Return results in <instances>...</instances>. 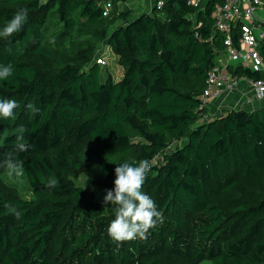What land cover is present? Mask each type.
I'll list each match as a JSON object with an SVG mask.
<instances>
[{"label":"trees","instance_id":"16d2710c","mask_svg":"<svg viewBox=\"0 0 264 264\" xmlns=\"http://www.w3.org/2000/svg\"><path fill=\"white\" fill-rule=\"evenodd\" d=\"M122 1L0 0V30L18 10L29 14L21 31L0 37V65L14 70L0 80V98L19 105L0 117V264H264V106L214 118L199 108L224 50L215 0H156L135 18ZM52 19L63 26L57 45L46 31ZM101 44L123 67L120 79L97 61ZM21 127L25 152L15 148ZM8 153L22 162L31 198L6 181ZM144 159L142 191L163 223L116 242L108 233L116 206L103 203L104 190L114 188L116 166ZM82 170L88 185L78 182Z\"/></svg>","mask_w":264,"mask_h":264},{"label":"clouds","instance_id":"9594fccd","mask_svg":"<svg viewBox=\"0 0 264 264\" xmlns=\"http://www.w3.org/2000/svg\"><path fill=\"white\" fill-rule=\"evenodd\" d=\"M26 8L18 10L0 30V37L8 38L22 30L28 19ZM12 65H0V80H6L13 74ZM19 107L14 99L0 98V117L11 118L14 110ZM29 109H34L28 104ZM27 129L21 127L16 135L15 148L18 152L28 151L30 145L24 142V133ZM2 161L11 172L22 174V162L15 160L11 153L5 154ZM150 163L147 159L141 160L137 165L123 163L115 167L114 188L105 189L103 203L115 205V218L108 226L110 237L116 242L131 241L136 238H146L149 229L158 223H163V215L157 210L156 202L142 191L147 173L150 171ZM58 181L53 177L48 180L47 187L54 188ZM9 211L19 218L20 213L9 205H5Z\"/></svg>","mask_w":264,"mask_h":264},{"label":"built area","instance_id":"2783aa9c","mask_svg":"<svg viewBox=\"0 0 264 264\" xmlns=\"http://www.w3.org/2000/svg\"><path fill=\"white\" fill-rule=\"evenodd\" d=\"M209 1L189 0L195 6H204ZM103 5L104 15H109L112 2ZM158 5L162 6L163 2L159 1ZM212 15L215 29L223 34L224 50L218 53L209 70L207 86L199 96V108H208L213 98L237 90L242 80L249 83L256 99L264 100V78L240 76L230 68V65L240 64L253 70H264V56L259 48L264 43V0H215ZM97 61L106 64L102 56Z\"/></svg>","mask_w":264,"mask_h":264},{"label":"rangeland","instance_id":"374dc122","mask_svg":"<svg viewBox=\"0 0 264 264\" xmlns=\"http://www.w3.org/2000/svg\"><path fill=\"white\" fill-rule=\"evenodd\" d=\"M142 2H146L147 4H142ZM152 3L155 4V0H131L127 3V6H131L135 9V11L144 8H148L149 11H152ZM139 14H135L132 18H135ZM62 27V23L59 22L57 19H52L50 21L46 29L47 35L49 37L48 41L50 42V44L57 45L60 42V35H58L57 33L62 29ZM65 46L69 48L70 42H66ZM99 53L100 55H104L106 59V64H102L104 66V70L108 69L116 80L120 79L123 75L124 70L123 67L119 64L115 53L112 51V49H110L109 45L101 44ZM10 171L11 170L8 169L5 173L6 181L8 183L15 184L17 187H19L21 194L24 197L31 198L32 191L30 189V184L24 171L22 170V174L20 175H17L15 172H11V174H9ZM78 182L84 185H88L86 172L84 170L81 171ZM201 264H213V262L211 260L206 259Z\"/></svg>","mask_w":264,"mask_h":264},{"label":"crops","instance_id":"0c3cea01","mask_svg":"<svg viewBox=\"0 0 264 264\" xmlns=\"http://www.w3.org/2000/svg\"><path fill=\"white\" fill-rule=\"evenodd\" d=\"M129 1L131 0L119 2V8L133 9L135 14L149 11L148 8L135 11L131 6H127ZM144 3L147 4L146 2H142V4ZM151 6L154 7V3ZM260 106H264V100L256 99L249 83L246 80H242L237 90L226 91L220 97L213 98L210 101L208 113L211 118H214L221 116L231 109H254Z\"/></svg>","mask_w":264,"mask_h":264}]
</instances>
